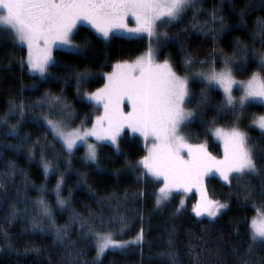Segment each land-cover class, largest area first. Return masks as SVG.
I'll return each instance as SVG.
<instances>
[{
  "label": "trees",
  "instance_id": "1",
  "mask_svg": "<svg viewBox=\"0 0 264 264\" xmlns=\"http://www.w3.org/2000/svg\"><path fill=\"white\" fill-rule=\"evenodd\" d=\"M260 3L261 0H198L195 10L189 9L179 22L166 27L169 36L178 38L162 46L157 58L168 59L174 70L183 75L189 71L186 59L191 58L193 63L209 61L218 53L231 57L237 40L250 50H264L259 39L255 42L251 39L252 33L258 31L257 21L264 20V9L255 7L243 21L238 15L246 5ZM213 9L224 18L223 26L212 22ZM199 24L202 30L195 28ZM206 29L209 31L204 32ZM76 32L75 43L85 37L91 41L87 58L73 57L58 48L53 50V58L61 68L67 65L74 71L92 74L79 94L70 72L52 68L57 79L44 82L26 66L22 68L25 46L13 43L7 33H0V264H172L167 255L170 248L176 252L177 264H240L233 249L238 248L242 254L247 252L248 220L264 204L259 196L260 177L246 176L231 183L211 177L207 192L229 207L216 217L196 216L189 209L190 200L178 206L179 194L158 206L161 180L149 175L138 179L140 173L125 166V159L135 162L146 152L138 135L127 131L121 134L124 155L118 158L113 145L100 143L97 167L84 160L83 147L69 153L46 128L44 117L63 120L67 128L90 125L101 108L84 99L83 94L103 85L104 75L114 63L138 57L150 44L141 35H113L105 44L84 24H79ZM254 69L259 68L250 60L246 71L235 74L247 76ZM202 87L199 80L190 84L197 94ZM45 93L62 96L71 112L61 105L50 113L49 105L44 104L25 108L23 119L18 111L5 116L13 103L35 105ZM222 100L221 91L215 88L210 103L219 105ZM263 110L262 104L249 103L238 120L236 112L218 115L215 109L208 110L202 119L182 131L189 142H206L213 153L219 154L220 146L212 138L211 129L239 122L250 143H259L261 130L250 125V117ZM11 127H16L18 135L9 132ZM21 138H27V143H21ZM45 162L50 169L47 174ZM9 164L14 166V176L6 175ZM61 176L64 183L59 198L65 200L63 206L57 202L56 194ZM245 186L256 193L247 201L243 194ZM41 200L48 208V216L43 214ZM13 210L15 216L11 215ZM141 231L140 242L123 249L109 248L97 258L93 233L111 232L116 240L127 242L134 241ZM58 232L63 233V239L57 238ZM254 255L250 264H260L264 250L258 247Z\"/></svg>",
  "mask_w": 264,
  "mask_h": 264
},
{
  "label": "snow or ice",
  "instance_id": "2",
  "mask_svg": "<svg viewBox=\"0 0 264 264\" xmlns=\"http://www.w3.org/2000/svg\"><path fill=\"white\" fill-rule=\"evenodd\" d=\"M197 2L198 0H0V33H7L13 43L26 46L27 56L21 62V67L26 66L44 82L57 79L51 69L61 68L53 58L54 48L62 49L73 57L87 58V51L91 47L89 38L85 37L79 43L73 42L78 34L77 24L80 22L90 24L95 35L105 44L120 30L132 34H147L150 46L144 55L133 63H117L112 72L105 74L107 82L102 88L84 94V99L102 105L104 109L103 115L96 117L91 129H73L66 132L63 120L46 117L43 118L44 123L56 133L69 153L76 148L78 141L85 143V159L97 167V146L87 143L88 137L110 142L115 148L114 155L118 158L124 155L120 146L121 133L125 129L134 134L139 133L145 141L147 154L135 162L125 159L124 164L132 172L140 173L138 179L148 175L157 180L162 178L163 186L159 188L156 204L159 206L168 201L173 189L188 192L196 188L200 192L201 202L192 211L196 216L206 214L216 217L229 205L207 197L203 185L204 178L209 173H218L227 183H231L233 179L242 180L246 176L260 177L259 196L264 199V116L253 121L261 130L259 143H250L248 135L238 127L228 130L215 128L212 134L224 144V158L219 160L207 151L206 144L189 143L182 129L189 127L197 119H202L208 110L215 109L218 115H234L237 104L242 111L247 102L257 99L264 101V50H250L237 40L233 55L226 58L225 66L220 71L212 69L206 73H194L191 79L188 75H177L168 59L157 63L159 49L168 41L178 38L169 36L167 32H157V28L179 22L189 9H196ZM255 7L264 9V0H261L259 6L246 5L241 9L238 13L241 21ZM216 13L217 10L213 9L212 22L223 26L224 18ZM129 15L136 20L135 28H129L125 22ZM257 28L258 31L252 33L251 39L253 42L259 39L261 45H264V20L257 21ZM151 42L157 47L153 48ZM250 60L257 64L260 71L253 73L247 81H237L234 72L246 71ZM184 63L190 68L193 61L188 58ZM61 70L74 75L78 94L79 89L92 75L87 71H74L67 65ZM196 80L203 84L198 94L190 88V84ZM63 82L67 83L66 80ZM234 85H239L243 90V95L238 99L232 94ZM216 86L222 87L226 95L219 105H212L210 100ZM125 100L130 105L129 111L124 110ZM44 104L49 105L50 113L55 112L61 105L71 112L62 96L45 93L43 99L35 105L13 103L5 116L18 111L23 119L25 108L42 107ZM9 132L18 135L16 127H11ZM21 143H27V138H21ZM8 167L9 172L6 175L14 176V166L9 164ZM49 170V164L45 162V173ZM63 183L61 176L56 185L57 202L61 206L66 203L59 198ZM243 194L246 201L256 195L250 186H245ZM39 203L43 207V214L48 216L49 211L44 201ZM177 212H180L179 208ZM11 215H16L15 210ZM247 234V252L242 254L238 248L233 249L240 264H250L255 259L254 254L258 247L264 250V204L260 206L257 217L248 225ZM93 235L97 258L109 248H124L143 239L142 231L134 241L127 242L116 240L111 232H95ZM57 238L63 239V233L58 232ZM171 244L172 241H169V245ZM167 255L172 264H177L174 249L170 248ZM260 264H264V259Z\"/></svg>",
  "mask_w": 264,
  "mask_h": 264
},
{
  "label": "rangeland",
  "instance_id": "3",
  "mask_svg": "<svg viewBox=\"0 0 264 264\" xmlns=\"http://www.w3.org/2000/svg\"><path fill=\"white\" fill-rule=\"evenodd\" d=\"M0 14H2V13H0ZM125 22L127 23V25H128L129 28H135V27H136V20H135V18H134L133 16H131V15H129V16L127 17V19H126ZM158 23H159V22H158ZM79 24H84V25H87V26H89L90 28H92L91 25L88 24L87 22H80V23L77 24V26H78ZM168 25H170V24H168ZM168 25H163V26H161V27H158V28H157V32H160V33H162V32H167V31H166V27H167ZM192 27H193V26H192ZM198 27H200V24H199V25H195V28H197V30H202V28H198ZM193 28H194V27H193ZM93 30H94V29H93ZM182 30H183V29H182ZM94 31H95V30H94ZM208 31H209V30L206 29V31H204V32H208ZM114 35H121V36H128V37L141 35V36H145V37L150 41V39H149V37L147 36V34H132V33H127V32H125L124 30H120V32H118V33H116V34H114ZM154 40H155V37L152 38V41H154ZM73 42L75 43V41H73ZM149 46H150V44H149ZM151 46H152L153 48H156V47H157L156 44H155L154 42H151ZM25 48H26V46H25ZM148 48H149V47H148ZM54 49H55V48H54ZM54 49H53V50H54ZM147 50H148V49H147ZM147 50H146L145 52H143L141 55H139L138 57H141L142 55H144V54L147 52ZM52 55H53V52H52ZM26 56H27V48H26ZM138 57H136V58H134V59H132V60L118 61V62L114 63L113 66H112V68H111V70L108 71V72H106L105 74L112 72V71L114 70V66H115L117 63H124V62L133 63ZM226 58H227L226 55H224V54H222V53H218V54L215 56V58H212V59H210L209 61H208V60H206V61H195V62L192 64V67L189 68V71L187 72V74H183V75L177 73V72L174 70V68H173V70L177 73V75H180V76L188 75V76L190 77V79H191V78H192V74H194V73H200V72H205V73H206V72H209V71L212 70V69H214V70L217 71V72L220 71V70L225 66V60H226ZM164 60H165V59H163V60H159V59L157 58V56H156V62H157V63H163ZM169 62H170V61H169ZM201 62H204V63H201ZM259 71H260L259 69H254V70H252V71L249 73V75H247V76H237V75L235 74V72H234V78H235L237 81H247L248 79H250V77H251V75H252L253 73H255V72H259ZM104 76H105V75H104ZM106 82H107V81H106V79H105L103 85H101V86L98 87V88H102ZM98 88H97V89H98ZM215 88H217V89H219V90L221 91V93H222V95H223V99H224L226 94L224 93L223 88L220 87V86H216ZM97 89H95V90H93V91H88V92H86V93H92V92H95ZM86 93H84V94H86ZM84 94H83V97H84ZM232 94H233L234 97H236V98L238 99L241 95H243V90L239 87V85H234V86H233V92H232ZM90 102H92V101H90ZM92 103L95 104V102H92ZM249 103H259V104H262V105H263V108H264V101H261V100H259V99H257L256 101H250V102H247L246 105L249 104ZM96 105H97V104H96ZM246 105H245V106H246ZM97 106H99V107L101 108V112H100V114H98L97 116H101V115H103V111H104L103 106H102V105H97ZM124 110H125V111H129V110H130V105L128 104V101H127V100H125V102H124ZM240 112H241V110H240V106H239V104H237V111H236V119H237V120L240 118ZM97 116H96V117H97ZM260 116H264V110H263L262 113H260V114H254L252 117H250V125H252V126L258 128V127L254 124L253 121H254L255 119L259 118ZM96 117L93 119L92 123H91L90 125H88V126H76V127H72V128H67V127H65L64 130L67 132V131H71V130H73V129H91L92 126H93V124H94L95 121H96ZM44 118H45V117H44ZM46 118H47V119H52V118H49V117H46ZM52 120H56V119H52ZM43 122H44V119H43ZM44 124H45V123H44ZM45 126H46V128L49 130V132L52 134V136H53L57 141H59V142L62 144V141L59 139V137L56 135V133L53 132V131H52V130H51L46 124H45ZM234 126H235V127H238L241 131L244 132V129L241 127V123L236 122V123H235L233 126H231V127H234ZM231 127L216 126V127H214V128L211 129V136H212V138H213L215 141H217V142L219 143V146H220V153H219V154H215V153H213V152L211 151V149L209 148V146L207 145L206 142H200V143H192V142H189V143H191V144H206V146H207V151H208L209 153H211L212 156L216 157L218 160H219V159H223V158H224V144H223V141L220 140V139H218L217 137H215L212 133L214 132V129H215V128H223V129H225V130H228V129H230ZM258 129H259V128H258ZM124 131H127V132L130 133V134H134V133H132L131 130H129V129H125ZM124 131H123V132H124ZM123 132H122V133H123ZM122 133H121V134H122ZM182 133H183V131H182ZM134 135H138V136L142 139V141L145 143L143 137H141V136L139 135V133H135ZM87 143H93V144H96V146H97V151H98V145H99L100 143H108V144H111V143L108 142V141H97L95 137H88V138H87ZM150 145H151V142H150V140H149V142H148V146H150ZM62 146H63V145H62ZM78 146L83 147V158H84L85 161H87V160L85 159L86 152H87V146H86V144L78 141V142H77V146H76V148H77ZM76 148H74L72 151H74ZM145 148H146V152H145L144 155L147 154V147L145 146ZM65 149H66V148H65ZM66 150H67V149H66ZM67 151H68V150H67ZM144 155H143V156H144ZM143 156H141V157L139 158V160H140ZM87 162H88V161H87ZM90 163H91V162H90ZM210 175H212V176H210ZM149 176H151V175H149ZM151 177H152V176H151ZM211 177H215L217 180H219L220 182H223V183H227V182H225L222 178H220L219 174H218V173H215V172L209 173V175L206 176V177L204 178V185H203V186H204V189H205V191H206L207 197H208L209 199H211V200H214L213 197L207 192V183H208V180H209ZM153 178H154V177H153ZM160 180H161V186H163V180H162V178H161ZM161 186H160V187H161ZM174 194H179V198H178V206H179V207H182V206L186 205V204L188 203V201L190 200V202H189V209H190L191 211H192V209H193L198 203L201 202V195H200V192H198V191L196 190V188H193L191 191H188V192H185V191H183V190H176V189H173V191H172V193H171V196H170V199H171L172 195H174ZM193 195H194V196H193ZM170 199H169V200H170ZM169 200H168V201H169ZM168 201H166V202H168ZM181 201H183V203H181ZM222 203H225V202H222ZM192 212H193V211H192ZM193 213H195V212H193ZM258 213H259V211H255V212L250 216V218H249V220H248V225H250L251 221H252L254 218L257 217ZM130 240H132V239H130ZM130 240H129V241H130ZM122 249H123V248H122Z\"/></svg>",
  "mask_w": 264,
  "mask_h": 264
}]
</instances>
